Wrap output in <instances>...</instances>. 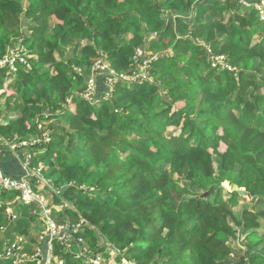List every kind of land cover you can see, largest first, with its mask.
<instances>
[{
  "label": "trees",
  "instance_id": "1",
  "mask_svg": "<svg viewBox=\"0 0 264 264\" xmlns=\"http://www.w3.org/2000/svg\"><path fill=\"white\" fill-rule=\"evenodd\" d=\"M242 1L0 0V57L18 44L33 55L30 70L0 68V136L49 132L34 161L85 219L75 240L137 264H264V209L236 212L246 197L223 185L264 204V19ZM140 48L154 80H120L107 99L100 76L95 101L78 94L97 58L131 74Z\"/></svg>",
  "mask_w": 264,
  "mask_h": 264
},
{
  "label": "built area",
  "instance_id": "2",
  "mask_svg": "<svg viewBox=\"0 0 264 264\" xmlns=\"http://www.w3.org/2000/svg\"><path fill=\"white\" fill-rule=\"evenodd\" d=\"M256 7L259 9L261 17L264 18V0H257ZM140 55H142L141 50L134 57V59L138 61V64H136L139 69L131 74L123 72L118 73L110 66L107 67L100 59L96 60L92 68V79L88 83L86 91L81 93V96L86 100L95 101L98 92V78L100 76H104V81L108 87V91L104 95L107 99L112 96L114 87L118 81L135 82L137 80H145L148 77L146 72H148V74L150 72L151 61L155 59L156 56H148L145 58V62L141 64ZM32 56L33 55L29 53L25 45L18 44L16 47L10 48L6 54L0 57V68L7 67L10 71V69L17 70L18 63H23L28 66L30 63L29 58ZM146 61H150L149 64ZM127 76H130L131 79H127ZM70 102L71 99H69V103ZM39 127L43 128L42 124H40ZM43 136V140L37 139L34 141L21 139L18 136H14L12 139L0 136V154L3 153L4 150H10L18 155L21 153L24 159L23 166L27 170V175L22 178L11 177L5 173L0 162V208L4 205L2 201L3 191L17 192L20 195V199L32 208L33 213L36 214L46 226L45 232L40 235V242L33 255H25L19 252L25 241L23 236L7 244L4 257L12 259L13 264H23L32 261L36 262V264H67L65 258L57 254V243H60L61 247L63 246L62 249L65 252H70L71 246L69 242L72 241L74 234L78 233V229L83 222V220H81L72 231L65 225H61L54 214V206L51 203L49 195L46 192H42L43 188H41V186L47 182L43 177L41 168L33 166V155L35 159V152L32 150V147H34L36 143L50 140V134L46 133V131H44ZM8 210L10 211V209ZM79 241L78 243L84 245V243H82V238H80ZM44 249L46 250V254L44 253ZM83 249L84 247H82L81 251ZM83 255L89 256L90 254L83 251ZM101 260L102 257L99 255L94 260V263L99 264ZM124 264L137 263L124 260Z\"/></svg>",
  "mask_w": 264,
  "mask_h": 264
},
{
  "label": "crops",
  "instance_id": "3",
  "mask_svg": "<svg viewBox=\"0 0 264 264\" xmlns=\"http://www.w3.org/2000/svg\"><path fill=\"white\" fill-rule=\"evenodd\" d=\"M243 2L246 1L243 0ZM33 151L35 152L36 157L39 152H37V150ZM0 155L3 163L2 167L5 173H7L9 176L22 178L27 175V170L23 166L24 159L21 153L18 155L11 152L10 150H4ZM46 164L47 163L44 162H38L37 164L36 162V165H39V167L42 168V172H44L45 170L47 171L49 178L47 179V184H51L52 188L46 187L44 185V187L41 186V188L47 190L46 192L49 195L51 203L54 206V214L57 217L58 222H60L61 225H65L67 228H69V230L72 231V229L79 223V221L75 220V218L67 212V204L64 199L60 198L59 201L57 196H53V194L55 193L53 189L57 187V173L53 167L50 168ZM2 194V201L4 202V205L0 208V235L4 232L6 233L8 229H10V236L8 237L9 239H6L4 241L3 249L4 246L6 249L8 243L14 242L19 237L23 236L25 238V241L23 242L19 252L25 255H33L36 252L37 246L40 242V235L46 230L45 224L36 214L33 213L32 208L20 199L19 193L14 191H3ZM8 209H10V211ZM73 241L74 238H72V241L69 242L71 247L73 246ZM103 243V240L100 241V244ZM0 248H2V246ZM5 249L4 251L0 252V264H3V260L8 261L7 264H13L12 259L4 257ZM113 251L115 250H112L110 248L105 250L104 252H101L106 256L105 264L113 263ZM61 252L64 254L66 253L63 249H61L60 252H57V254L62 256ZM44 253L46 254L45 249ZM23 264H36V262L32 261ZM67 264L70 263L67 262Z\"/></svg>",
  "mask_w": 264,
  "mask_h": 264
},
{
  "label": "rangeland",
  "instance_id": "4",
  "mask_svg": "<svg viewBox=\"0 0 264 264\" xmlns=\"http://www.w3.org/2000/svg\"><path fill=\"white\" fill-rule=\"evenodd\" d=\"M243 2V1H242ZM244 4H247L246 2H243ZM262 19H264V18H262ZM262 37H263V34H259V35H256V36H254V40H253V44L254 43H256V42H259V41H261L262 40ZM150 39H152V38H148L147 39V41L150 43ZM147 41H145V40H143L142 41V43H141V47H147V49L149 48V43L148 44H146L147 43ZM16 47V46H15ZM138 47H140V46H138ZM11 48H14V47H11ZM140 50H144V49H142V48H140ZM68 51V50H67ZM152 52H155V51H152V50H149V52H148V55H152L153 53ZM155 54V53H154ZM33 58V57H32ZM222 58H224L223 56H222ZM222 58H220L219 59V62H223L222 61ZM101 60L103 63H105V65L108 67V66H110L111 67V65H110V63L106 60V58L105 57H103V56H101V57H99V58H97L96 60ZM156 59V58H155ZM155 59H153L152 61H154ZM135 60V59H134ZM152 61H151V65H150V72H149V74H148V72H146V75H148V77L145 79V80H154V75L152 74V72H151V67H152ZM135 62L138 64V61L137 60H135ZM145 62V61H144ZM148 64H149V62L150 61H146ZM30 65V66H29ZM29 65L27 66V68H28V70H30V69H32V63H29ZM215 65V64H214ZM112 68V67H111ZM230 69H232V67H229ZM75 69L78 71V74L79 75H85V71H86V68L85 67H79V66H75ZM113 69V68H112ZM114 70V69H113ZM114 71H116V70H114ZM137 71V70H136ZM117 72V71H116ZM9 73H12V74H17L18 73V68H17V70H12V69H10V72ZM125 73V72H124ZM12 74H10V75H12ZM91 79H92V75L90 76V75H88L87 77H86V82H90L91 81ZM127 79H131V77L130 76H127ZM15 80V77L13 76H10L9 78H8V82L7 83H11V82H13ZM126 82H128V81H126ZM14 83V82H13ZM7 92H8V90H6ZM10 92V91H9ZM8 92V93H9ZM1 93H2V90H0V105H4L5 103H6V99H5V97H1ZM79 95H81L80 93H78ZM113 95V94H112ZM77 96V95H76ZM112 97V96H111ZM110 97V98H111ZM0 123H2L3 125L4 124H7L8 123V117H0ZM45 123H43L42 124V126H43V128H45ZM46 127H48V126H46ZM46 133H48L49 134V132L48 131H46ZM166 134H170V133H176V134H179L180 133V131L179 130H177V129H175L174 127L173 128H171V127H169L168 128V130L165 132ZM4 137V136H3ZM48 140V139H47ZM226 148V146L224 145V143H222V145H221V147H220V149L223 151L224 149ZM44 149V148H43ZM42 150H40V149H37V152H41ZM35 154V153H34ZM33 160H34V155H33ZM219 161H220V158H217V157H215V159H214V168H215V171H216V173H218L219 172V170H218V163H219ZM45 163V162H44ZM3 164V163H2ZM38 164V163H37ZM47 165V164H46ZM33 166L34 167H36V168H38L39 167V165H36V163H35V161H33ZM48 166V165H47ZM41 168V167H40ZM41 170H42V168H41ZM42 174H43V177H44V179H45V181L47 182V179H49L48 178V173H47V171L45 170L44 172H42ZM46 186V187H51L52 188V186H51V184H42V186ZM223 185H224V187H226V191L224 192V194H225V197H226V199H228L229 198V194H228V192H230V191H232V184H230V182L229 181H225V182H223ZM43 186V187H44ZM47 190L45 189H43L42 190V192L44 193V192H46ZM53 191L55 192L54 194H53V196L55 195V196H57L58 198L59 197H62V191H63V189H62V187L61 186H58L57 185V187L56 188H54L53 189ZM47 193V192H46ZM244 197H246V198H241V201H240V205L238 206V207H236V208H234V210L236 211V212H240L242 209H243V207H244V205H249V207L250 206H253V204H255V205H258L257 206V209H264V204L261 202V200L260 201H255L256 199H254L253 200V198L250 196V195H248V196H244ZM258 199V198H257ZM251 200V203H248L249 201ZM66 204H67V206L68 207H72L71 206V204L69 203V202H67L66 201ZM72 208H74V207H72ZM83 220V222H82V224H85L86 223V221H85V219H82ZM81 221H79V223H80ZM78 223V224H79ZM77 224V225H78ZM82 224H81V226L79 227V231H78V233L80 232V231H82L83 229H82ZM76 225V226H77ZM75 226V227H76ZM19 228H21V227H19ZM260 231L262 232V231H264V229H260ZM10 229H8V231L5 233H3V234H1L0 235V247L2 246V248H0V252H2V251H4V249H5V246H4V249H3V243H4V241L6 240V239H9L8 237L10 236ZM74 238V237H73ZM80 238H82V243H84V245H81L80 243H78V241H79V239ZM80 238H78L77 240H75L77 243V245L78 246H80L79 247V249L78 250H76L75 249V244H74V242H73V246L71 247V250H70V252H68V253H70V254H72V256L75 258V259H80V264H97V263H94V260L97 258V256H101L102 257V260H101V262L99 263V264H105V260H106V256L104 255V253H99V252H96V251H93V250H91L90 248H89V246H88V244L86 243V241H85V239H84V237H80ZM75 239V238H74ZM80 242V241H79ZM82 247H84V249L81 251V249H82ZM112 250H114V249H112ZM83 251H86V252H88L90 255L89 256H85V255H83ZM114 252V254L112 255V259H113V263L112 264H124V260H126L125 258H121V259H118V251H113ZM65 258V257H64ZM65 260L67 261V259L65 258ZM123 260V261H122ZM126 261H128V260H126ZM7 262L8 261H6V260H3V264H7ZM68 262V261H67Z\"/></svg>",
  "mask_w": 264,
  "mask_h": 264
},
{
  "label": "water",
  "instance_id": "5",
  "mask_svg": "<svg viewBox=\"0 0 264 264\" xmlns=\"http://www.w3.org/2000/svg\"><path fill=\"white\" fill-rule=\"evenodd\" d=\"M223 186V185H222ZM232 191H239V193L243 196H248L245 188H240L237 184L232 186ZM207 194V193H206Z\"/></svg>",
  "mask_w": 264,
  "mask_h": 264
}]
</instances>
